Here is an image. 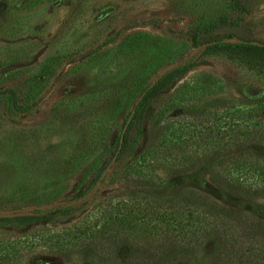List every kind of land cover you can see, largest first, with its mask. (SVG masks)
<instances>
[{
    "label": "rangeland",
    "instance_id": "1",
    "mask_svg": "<svg viewBox=\"0 0 264 264\" xmlns=\"http://www.w3.org/2000/svg\"><path fill=\"white\" fill-rule=\"evenodd\" d=\"M223 38L264 44V0H0V216L77 205L75 192L109 162L144 88L181 63L192 65L148 100L84 212L121 190L118 177L133 152L159 127L193 121L199 113L221 116L220 128L232 110L260 114L261 107L264 114V63L206 50L207 42ZM41 49L34 64L7 70ZM7 89L27 112L13 108ZM254 150L264 156V142ZM209 158L156 171L171 188L196 190L220 207L264 221V198L221 189L208 172ZM3 232L15 228L0 227V239H19ZM193 262L188 256L167 264ZM21 264L89 259L34 249Z\"/></svg>",
    "mask_w": 264,
    "mask_h": 264
},
{
    "label": "trees",
    "instance_id": "2",
    "mask_svg": "<svg viewBox=\"0 0 264 264\" xmlns=\"http://www.w3.org/2000/svg\"><path fill=\"white\" fill-rule=\"evenodd\" d=\"M205 45L207 51L264 63L263 43L226 42L223 38ZM191 65L181 63L144 88L143 98L134 104L117 160L126 147L133 121L143 115L148 100L170 87ZM3 93L9 94L17 112L29 110L18 108L12 90ZM259 110L260 114L257 109L229 111L222 128L221 116L209 113H199L190 122L159 127L133 152L118 177L121 190L104 205L84 212L86 198L104 180L102 174L118 150V141L106 166L75 192L77 205L0 216V227L17 230L3 233L19 235L17 241L0 239V264H21L25 252L34 249L67 252L70 256L84 253L89 264H167L188 256H193V264H264V221L220 207L196 190L171 188L156 171L165 164L191 165L197 157L210 153L208 172L221 189L246 198H264V156L254 150L264 142V114L261 107Z\"/></svg>",
    "mask_w": 264,
    "mask_h": 264
},
{
    "label": "water",
    "instance_id": "3",
    "mask_svg": "<svg viewBox=\"0 0 264 264\" xmlns=\"http://www.w3.org/2000/svg\"><path fill=\"white\" fill-rule=\"evenodd\" d=\"M58 3L59 2L57 1V2L54 3V5H57ZM43 52H44V49H41L33 56V58L30 60V62L24 63V64L23 63L13 64V65L7 67V70L10 71V70L18 69V68H21V67L30 66V65L34 64L37 61V59L43 54ZM142 98H143V95H141L139 97V99L137 100V103H139ZM133 115H134V110L132 111L131 116L129 117V119L127 121V124L125 125V127L123 128V130H122V132L120 134L118 150H117L115 156L113 157V159L111 160V162L107 165L106 170H109L115 164V162H116V160L118 158V154H119V152H120V150L122 148V145H123L124 134L126 132L128 124L132 120ZM102 178H104V175L102 176Z\"/></svg>",
    "mask_w": 264,
    "mask_h": 264
}]
</instances>
